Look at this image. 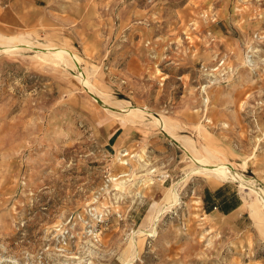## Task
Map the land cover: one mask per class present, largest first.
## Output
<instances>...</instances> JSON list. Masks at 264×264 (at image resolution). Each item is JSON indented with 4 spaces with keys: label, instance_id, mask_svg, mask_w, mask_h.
Returning <instances> with one entry per match:
<instances>
[{
    "label": "rangeland",
    "instance_id": "obj_1",
    "mask_svg": "<svg viewBox=\"0 0 264 264\" xmlns=\"http://www.w3.org/2000/svg\"><path fill=\"white\" fill-rule=\"evenodd\" d=\"M20 34L81 63L0 52V264H264L257 195L154 118L264 190V0H0Z\"/></svg>",
    "mask_w": 264,
    "mask_h": 264
},
{
    "label": "bare ground",
    "instance_id": "obj_2",
    "mask_svg": "<svg viewBox=\"0 0 264 264\" xmlns=\"http://www.w3.org/2000/svg\"><path fill=\"white\" fill-rule=\"evenodd\" d=\"M25 46L26 48L27 47L38 48V46H41L43 52L40 51V53L37 56L45 59L56 60L57 61L56 63H58V60L61 62L66 60L67 61L66 63H68L69 61L66 59L67 56L71 58V61L73 63L71 61L70 62L74 64V67H78L79 62L81 63L79 56L72 53L71 50H68L65 47H58L59 45L58 46L52 45L50 43H40L39 41L34 42L33 40H31V34H20L18 36H11V37H5L0 35V52H12L14 50H19ZM82 71L79 70V72L77 73V78L86 88H88V90H93L92 83L88 80L89 78L88 79L86 78V75H84ZM126 109L127 108H125L124 110ZM135 110L136 109L133 108L124 112L125 114L129 115ZM154 118L156 120V123L161 127H163V130L169 136H171L177 142L182 141L184 143L187 153L189 154L188 156H190L189 158L193 162L192 165L193 167L191 168L188 175L191 173H204L206 175L213 176L216 179V181L237 182L242 188L249 189L251 193L254 192L257 195V201L264 208V190L258 187H253L249 179H247L242 173L232 169V164L229 161H227V159L222 160L223 158L221 159L215 153V151L217 150L214 151L204 146L205 153L202 154L201 152L198 151L192 139H189L188 137H179L175 135L173 133V126L169 125L167 119L164 116L155 115ZM164 200L166 201V204L164 206H161V208L159 207L160 209L157 210V214L155 216L152 229L147 232L150 236H153L157 233L156 224L160 219L161 215L167 210V208L168 207L170 208L171 206L176 205L177 203L180 202L179 192L178 189L175 187V185L167 193ZM253 208L254 207H252V209ZM262 216H263L262 218L264 219V213ZM137 255H138L137 241L134 242L132 240L131 254L126 264H131L132 262H134L137 258Z\"/></svg>",
    "mask_w": 264,
    "mask_h": 264
}]
</instances>
